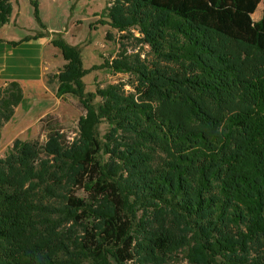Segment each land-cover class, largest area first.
<instances>
[{
    "label": "trees",
    "instance_id": "obj_1",
    "mask_svg": "<svg viewBox=\"0 0 264 264\" xmlns=\"http://www.w3.org/2000/svg\"><path fill=\"white\" fill-rule=\"evenodd\" d=\"M13 1L0 0V28ZM261 3L114 0L111 27L136 28L152 61L122 50L107 67L132 81L95 92L82 47L58 34L56 97L86 114L72 139L48 114L44 141L0 156V264H264ZM20 106L23 87L5 82L0 130Z\"/></svg>",
    "mask_w": 264,
    "mask_h": 264
},
{
    "label": "rangeland",
    "instance_id": "obj_2",
    "mask_svg": "<svg viewBox=\"0 0 264 264\" xmlns=\"http://www.w3.org/2000/svg\"><path fill=\"white\" fill-rule=\"evenodd\" d=\"M113 2L13 1L10 22L0 28V86L8 81L20 83L29 108L18 107L14 118L0 130L1 157L17 139L28 141L40 137L44 141L45 135H39V121L48 114L58 118L68 139L77 135L79 120L86 114L84 107L76 97H56V76L65 65L60 50L52 44L58 34L69 44L82 47L83 66L89 71L83 79L86 92L132 81L129 75L115 74L107 67L122 50H126L128 55L139 53L142 59L152 61L151 50L142 43V35L136 28L119 32L111 27L104 10ZM263 9L261 3L255 18L252 16L255 22L261 19ZM45 32L51 35L26 42L29 37ZM14 44L18 46L13 47ZM125 90L132 91L129 85L125 86ZM100 129L104 135L107 125L103 124Z\"/></svg>",
    "mask_w": 264,
    "mask_h": 264
}]
</instances>
